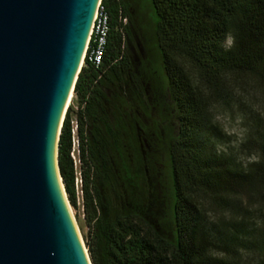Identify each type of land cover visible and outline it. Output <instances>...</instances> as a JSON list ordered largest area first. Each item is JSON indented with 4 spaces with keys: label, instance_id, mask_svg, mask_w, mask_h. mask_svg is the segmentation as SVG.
I'll return each mask as SVG.
<instances>
[{
    "label": "trees",
    "instance_id": "trees-1",
    "mask_svg": "<svg viewBox=\"0 0 264 264\" xmlns=\"http://www.w3.org/2000/svg\"><path fill=\"white\" fill-rule=\"evenodd\" d=\"M145 2L102 0L111 25L102 66L85 61L75 121L70 106L59 135V173L76 209V128L91 264H238L241 247L264 264V226L242 219L220 234L198 204L201 195L264 190V128L242 146L260 162L244 167L217 149L221 134L202 93L229 74L264 85V0ZM228 32L236 45L225 51ZM217 247L228 251L222 259L207 255Z\"/></svg>",
    "mask_w": 264,
    "mask_h": 264
},
{
    "label": "water",
    "instance_id": "water-1",
    "mask_svg": "<svg viewBox=\"0 0 264 264\" xmlns=\"http://www.w3.org/2000/svg\"><path fill=\"white\" fill-rule=\"evenodd\" d=\"M99 1L0 0V264H91L58 140Z\"/></svg>",
    "mask_w": 264,
    "mask_h": 264
},
{
    "label": "rangeland",
    "instance_id": "rangeland-1",
    "mask_svg": "<svg viewBox=\"0 0 264 264\" xmlns=\"http://www.w3.org/2000/svg\"><path fill=\"white\" fill-rule=\"evenodd\" d=\"M146 0H142L143 6H146ZM146 10V9H145ZM194 74V72H193ZM195 75V74H194ZM193 76V75H192ZM216 89L209 88L204 85L202 93L210 96L209 110L212 112L213 121L220 131V138H214V142L217 145V149L227 148V151L236 156L237 161L240 155L249 156L255 153L254 148L247 150L243 148V144L240 146L239 151L231 146V141L236 139L235 135H228V132L236 125V118L242 117L243 124L239 127L246 129V140L253 132L261 131L264 128V117L261 113H264V85L258 81L254 76L248 74H229L223 79ZM73 110L72 120L75 121V113L78 110L77 104L73 99L71 101ZM75 124V123H74ZM258 132L256 133L257 136ZM71 158L73 160L75 171V192L77 197L76 209L71 206L73 217L80 231L82 241L84 243V237L87 234L88 228L84 221L83 215V201L81 191V172L80 161L78 159V145L76 140V131L73 135ZM220 151V150H219ZM244 165L243 162H240ZM258 192H238L237 194L228 195L223 201L214 196L201 195L198 198V204L202 206L205 213V219L208 224L216 226V229L220 230V234L226 230L233 232L232 224L239 222L240 220H246L247 226L254 227L253 218H259L264 220V190L261 194ZM259 206V210L249 211L250 208ZM247 211V212H246ZM214 221V222H213ZM247 232L243 234L246 236ZM85 245V243H84ZM217 251L227 254V250H223L221 247L213 248ZM252 255L247 261H244L240 255H237L238 264H253L256 259V253L251 252Z\"/></svg>",
    "mask_w": 264,
    "mask_h": 264
},
{
    "label": "built area",
    "instance_id": "built-area-1",
    "mask_svg": "<svg viewBox=\"0 0 264 264\" xmlns=\"http://www.w3.org/2000/svg\"><path fill=\"white\" fill-rule=\"evenodd\" d=\"M128 25V19L123 16L121 10L118 12V26L119 32L124 36V28ZM110 16L107 9L99 1L97 10L94 15L93 23L90 29L89 38L86 44V48L83 55L82 66L85 61L95 68H100L102 66L103 57L105 54V49L107 46L109 34H110ZM76 128L73 130V135H75ZM73 145L74 142H73ZM78 145V142H77ZM81 183V181H80Z\"/></svg>",
    "mask_w": 264,
    "mask_h": 264
},
{
    "label": "clouds",
    "instance_id": "clouds-1",
    "mask_svg": "<svg viewBox=\"0 0 264 264\" xmlns=\"http://www.w3.org/2000/svg\"><path fill=\"white\" fill-rule=\"evenodd\" d=\"M236 45V37L233 35L232 32H228L225 35L224 41L221 43V47L224 48L225 51H230L232 50ZM262 117H264V113H261ZM243 124V118L242 117H237L236 118V125L238 127H233L229 132L228 135H235L236 139L231 141V146L234 147L237 151H239L240 146L246 142V137H245V132L247 131L246 129H241L239 126ZM220 151H227V148H220ZM238 162H243L244 167H247L248 164L252 163H259L260 162V157L256 153H253L249 156H244L240 155L238 157ZM253 210H259V206H254V208H250L249 211ZM254 223L256 224L257 227L264 226V221H262L259 218H253ZM214 222V221H213ZM238 252L240 253L242 259L244 261H247L249 257L252 255V253L249 250H246L244 248H239ZM207 255L215 258V259H222L224 257V253L217 251L215 249L209 248L207 250Z\"/></svg>",
    "mask_w": 264,
    "mask_h": 264
},
{
    "label": "bare ground",
    "instance_id": "bare-ground-1",
    "mask_svg": "<svg viewBox=\"0 0 264 264\" xmlns=\"http://www.w3.org/2000/svg\"><path fill=\"white\" fill-rule=\"evenodd\" d=\"M73 96L70 98V101L68 102V106L71 104V101L73 100ZM69 207V206H68ZM69 211H70V213H71V215H72V217H73V213H72V211H71V208H69ZM76 225V229H77V233H78V236H79V238H80V240H82V237H81V234H80V231H79V229H78V226H77V224H75Z\"/></svg>",
    "mask_w": 264,
    "mask_h": 264
}]
</instances>
